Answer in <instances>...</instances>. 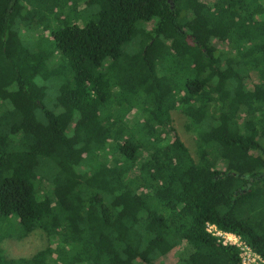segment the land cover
I'll return each mask as SVG.
<instances>
[{
    "label": "trees",
    "instance_id": "1",
    "mask_svg": "<svg viewBox=\"0 0 264 264\" xmlns=\"http://www.w3.org/2000/svg\"><path fill=\"white\" fill-rule=\"evenodd\" d=\"M208 224L264 261V0H0V264H241Z\"/></svg>",
    "mask_w": 264,
    "mask_h": 264
},
{
    "label": "rangeland",
    "instance_id": "2",
    "mask_svg": "<svg viewBox=\"0 0 264 264\" xmlns=\"http://www.w3.org/2000/svg\"><path fill=\"white\" fill-rule=\"evenodd\" d=\"M173 126L177 130L182 142L188 147L194 158H197L196 138L187 131V117L179 111L172 112ZM3 227V225H0ZM48 246L44 232L37 231L23 241L6 240L1 244L4 254L10 258H30Z\"/></svg>",
    "mask_w": 264,
    "mask_h": 264
},
{
    "label": "built area",
    "instance_id": "3",
    "mask_svg": "<svg viewBox=\"0 0 264 264\" xmlns=\"http://www.w3.org/2000/svg\"><path fill=\"white\" fill-rule=\"evenodd\" d=\"M207 231L214 237H217L223 246L236 247L239 250L241 264H264L261 256L242 240V238L234 233H227L219 230L214 225H207Z\"/></svg>",
    "mask_w": 264,
    "mask_h": 264
}]
</instances>
